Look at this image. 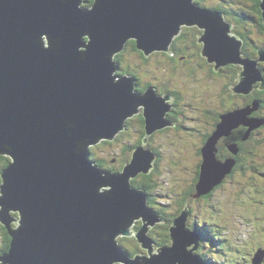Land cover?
<instances>
[{"label": "water", "instance_id": "obj_1", "mask_svg": "<svg viewBox=\"0 0 264 264\" xmlns=\"http://www.w3.org/2000/svg\"><path fill=\"white\" fill-rule=\"evenodd\" d=\"M84 1L0 0V155L11 159L0 172V223L11 236L0 264H204L187 208L172 220L170 245L152 251L148 230L162 219L131 179L153 168L156 154L146 145L155 131L174 125L166 116L171 104L153 88L137 93L131 76H115L114 56L129 39L145 56L170 52L181 26L196 25L200 54L215 70L241 65L231 91L246 95L256 82L264 89L258 64L264 48L256 50L258 59L246 58L223 13L193 0H93L83 7ZM139 107L141 143L120 172L101 169L89 159V146L114 139ZM258 108L254 99L220 114L201 147L194 197L231 173L239 147L227 144L232 156L219 159L217 143L239 126L246 140L264 123L250 116ZM131 235L147 255L132 256L116 241ZM263 261L258 248L251 264Z\"/></svg>", "mask_w": 264, "mask_h": 264}, {"label": "rangeland", "instance_id": "obj_2", "mask_svg": "<svg viewBox=\"0 0 264 264\" xmlns=\"http://www.w3.org/2000/svg\"><path fill=\"white\" fill-rule=\"evenodd\" d=\"M201 3L206 6H221L237 12L231 14L228 19L232 23V33L245 34L246 37L242 39L243 41L247 40V51L251 55L257 54V49L264 48V31H260L257 23L251 18L252 1L201 0ZM255 47L258 48L255 49ZM125 56L133 59L130 53H126ZM246 58L249 59V56ZM251 59H258V54ZM189 61L195 62L196 60L190 59ZM263 62H258V64ZM184 65L187 66V64L178 66L183 67ZM234 65L241 67L239 64ZM157 68L160 66L158 65ZM134 69L137 70V74L141 78L162 76L166 73L165 69H161L160 72L156 68L146 70L140 66H136ZM116 71L120 75L121 70L117 68ZM205 72L206 69L203 66L189 74L174 71L170 74V78L173 81V87L184 86L186 90L181 93L193 98L195 102H199L203 98L205 103L217 106L216 93L225 99L222 108L231 107V104L239 102L237 98L231 100L227 98V87L230 82L227 77L219 78L220 87L215 89L211 78L206 77ZM262 73L264 75V71ZM114 75L116 76V74ZM180 81L183 83H179ZM209 98L211 99L207 101ZM228 101L232 103L228 104ZM186 102L188 101L186 100ZM181 108L182 111L178 117L183 121V126L189 127L190 131L169 127L151 138L146 145L156 152L154 168L150 174L153 185L149 190L151 196L148 203L152 209L162 210L169 219V221H163L164 224L161 226L155 228L152 226L153 229L150 231H164L165 228L168 231L171 225V216H175L177 210L181 208L177 203V200L180 199L177 194L182 193L186 184L191 181L192 164L198 157L196 149L199 148L201 140L199 131L195 130L198 127L195 112L185 109L183 103ZM262 114L264 115V108ZM135 125L136 119L134 118L132 123L130 121V127L119 133L120 136H116L111 141H100L90 145V157L102 159L106 170H111L110 168H113L112 172L121 170L123 164L130 159L136 144ZM124 146H128V148L123 149ZM241 156L244 157V165L237 168L234 175L208 201L199 202L187 221L188 227L199 226L201 231H207L205 235L212 237L210 239L209 236L204 235L203 238L210 240L200 241V247L196 251L205 255L209 264H250V258L256 248H264V128L255 132L245 143ZM7 157V155H0V170L3 159ZM112 160L114 161L112 162ZM134 180L139 182L141 179L137 176ZM107 189L109 187H101L102 191ZM190 207L193 209V205ZM211 207L213 208L211 209ZM138 220L136 219L135 224L131 226L132 232L137 231V225L140 223ZM194 223L199 225L195 224L191 227ZM0 226L6 230L1 223ZM14 227L16 225L12 222V228ZM122 242V248L126 251H134L133 245L136 244L138 254H147V250L140 246L134 235L124 237ZM167 243H170L169 239ZM156 249L157 247H153L152 251L155 252Z\"/></svg>", "mask_w": 264, "mask_h": 264}, {"label": "flooded vegetation", "instance_id": "obj_3", "mask_svg": "<svg viewBox=\"0 0 264 264\" xmlns=\"http://www.w3.org/2000/svg\"><path fill=\"white\" fill-rule=\"evenodd\" d=\"M194 1H196L198 3L201 2V0H194ZM83 4H84V6H83ZM91 5H92V1H90V0H85L81 4V6H83V7H91ZM211 8H216L218 10L220 9L221 11H223L225 13V16H226V13L227 14L230 13V11L224 9L221 6H212ZM227 17L228 16H226V18ZM201 33H202V30L195 25L183 26L181 28L180 33L177 34L173 38L172 42L170 43V45H169V51L170 52L158 51V52H153L148 56H145L143 54V52L136 49L135 44L129 40L126 43V45L124 46V48L122 49V51H120L117 54L118 57H117L116 63L118 65L119 70H121L120 75H128L134 79V86H135V90L137 93H143L147 88H153L157 95L169 97V101L171 103V111L168 113L167 118L174 123V125H175L174 127H176V120H174L172 114H176V111H174V108L177 105L178 100L180 99V94L177 93V90L180 88L173 87V81L170 78L171 73H173L174 71H177V72H181L182 74H184V73L189 74V73L194 72L196 68H202L204 66L206 69V72H205L206 77L211 78L214 88L217 89L220 87L219 78L227 77V80L229 81V73L227 71L228 69H230V68L236 69L237 71L234 73H236L237 76H238V72L240 71L239 69H241V67H239L238 65L230 64V65L221 66L217 70H215L214 64L209 63L206 60V58L200 54L202 44L198 42V38H199V35ZM126 53H130V55L133 57V59L127 58L125 56ZM256 55L257 54L254 53L253 55H251L249 57L251 58V57H254ZM190 59H195L196 61L191 62V61H189ZM179 64H187V66L184 65L183 67H179L178 66ZM158 65L160 66V68H157ZM136 66L144 67L146 70H151L152 68H156L159 70V72L161 69H165L166 73L162 76H156L155 75L153 77L141 78L137 74V70L134 69V67H136ZM259 67L261 68L262 71H264V62L262 64L259 63ZM117 75H119V74L117 73ZM237 76H235L233 78V80H234L233 84H231V85L228 84L227 89L229 91H231V87L236 83L235 79L237 81ZM179 83H183V81H180ZM259 85H260L259 82L254 84L253 90L249 94H246V95L233 93L231 91L232 93L228 97L232 98V99L233 98H239V102L231 104L232 106L229 108V110H233V109H236L239 107H243V106L249 104L253 99H258L260 101V108L257 112L256 111L252 112L250 114V116L251 117L258 116V117L264 118V115L262 114V111L264 108L263 107L264 89H259ZM181 96H182V94H181ZM216 96L218 97L219 101L220 100L224 101V98L221 97L219 94L216 93ZM182 102H184V100H182L181 103ZM204 102L205 101L202 98L201 101L195 102V103L196 104H199V103L203 104ZM206 110H208V109L205 108L204 111H206ZM226 111H228V110H226ZM219 115H220V111L214 109L213 111H210L208 118H206L205 120L203 119L202 129L204 130V132L202 133L201 145L199 146V148L196 151V154L199 155L198 156L199 160L197 162V164H198L197 168H199L201 161H202L201 147L205 143L206 138L215 129V126H216L217 122L219 121ZM134 118L136 119V124L139 126L138 129L136 128L134 130V132L136 134V142H137L138 137L140 135L144 134V130L141 132V124L143 121L142 120L143 117H142V108L141 107L138 108V112L133 117H131L130 119L132 120ZM128 128H125V130ZM168 128L169 127H166L164 129H161V130L154 132L150 136V139L155 137V135H157L158 133H161L162 131L167 130ZM263 128H264V124L256 130H260ZM244 129L245 128L243 126H239L237 129H235L231 133L230 136L222 137L219 139V141L217 143V148H218L217 156L219 159H224V158L229 156L228 150L226 149V145L229 143H233L235 136L237 137L236 134L240 133ZM117 136H120V134H118ZM125 147L126 146H124L123 149ZM239 149H240L239 152H241L242 148L239 147ZM238 156H240V155H238ZM113 161L114 160H112V162ZM198 172H199V170H196L195 179H197ZM232 175H233V173L231 175H227L224 178V181L228 180ZM138 176L141 179L140 182L145 181L146 185L148 184L149 180L151 179V176L144 177L143 174H140ZM147 195H148V198L151 196L149 193H147ZM155 211L158 213V215L162 219V222L154 225L153 228L158 227L161 224H164L163 221H169V219L166 217L165 213L162 210L157 209ZM173 217L174 216H172L171 221H172ZM139 224L140 223H138V225ZM138 225H137V227H139ZM168 234H169V232L167 231L166 228L164 231H153V233H150V231H149V236L153 240L154 247L166 246L165 244L168 242V239H169ZM156 236H158L160 238H157ZM123 238H124V236L117 237V242L121 246L123 245V242H122ZM133 247H134L133 250H135L136 244H135V246L133 245Z\"/></svg>", "mask_w": 264, "mask_h": 264}, {"label": "trees", "instance_id": "obj_4", "mask_svg": "<svg viewBox=\"0 0 264 264\" xmlns=\"http://www.w3.org/2000/svg\"><path fill=\"white\" fill-rule=\"evenodd\" d=\"M90 1H92V3H93V0H90ZM250 1H252L253 3H251V18L253 19V21L255 22V23H257V25H258V27H259V30L260 31H264V24H263V21H262V16H261V10H260V7H259V3H260V1L259 0H250ZM199 4V3H198ZM214 9H216V8H214ZM220 10V9H219ZM226 16H228V14L226 13ZM229 17V16H228ZM238 34V33H237ZM238 36L239 37H241V38H245L246 36H245V34L243 33V35H239L238 34ZM244 36V37H243ZM130 41H132L134 44H135V41L134 40H130ZM247 40L246 39H244V41H243V44H242V47H241V49H242V51H243V54L244 55H246V56H251V54L247 51ZM258 47H255V49H257ZM117 55L115 56V60H116V62H117ZM228 65H230V64H228ZM240 70V69H239ZM228 71V73H229V84L231 85V84H233L234 83V80H233V78L235 77V76H237L236 75V73H234V72H236L237 70L236 69H233V68H230V69H228L227 70ZM235 82H236V79H235ZM176 88H178L177 86H175ZM184 90H186L185 89V87L183 86V87H181L180 89H178L177 90V93H179L180 94V99L178 100V102H177V105L175 106V108H174V111H176V114H172V116H173V118H174V120H176V130L178 129H185L187 132L188 131H190V128L189 127H184L183 126V124H182V122L183 121H181V119H179V117H178V115L179 114H181V104L183 103L184 104V107H186L185 109H187L188 111H193V112H195V117H196V121H197V125H198V127H197V129H195V130H197V131H199V134H200V140H202V133L204 132V130L202 129V127H203V119L205 120L206 118H208V115H209V113H210V111H213L214 109H216V110H219L220 111V114L221 113H225V111L226 110H228V111H230L229 110V108H230V106H225V107H223L222 108V105H224L225 104V99H224V101H222V100H220L219 101V99H218V102L216 103V105L217 106H212L211 104H209V103H203V104H201V103H199V104H196L195 103V101H194V99H192V98H190V97H188V95H185V94H182L181 92H184ZM232 92L231 91H229L228 90V93H227V98L228 99H232V98H229L228 96L231 94ZM181 94H182V96H181ZM207 97H209V96H207ZM211 98H209V99H207V101L208 100H210ZM233 99H235V98H233ZM237 99H239V98H237ZM182 100H184V102H182L181 103V101ZM186 100L188 101V102H186ZM186 103H187V105H186ZM228 104H231L232 102H227ZM180 106V107H179ZM208 109V110H206V111H204V109ZM213 109V110H212ZM228 111H226V112H228ZM168 115V113L166 114V116ZM220 116V115H219ZM143 120V119H142ZM130 121H131V123H132V120L131 119H127L126 121H125V128H128V127H130ZM135 127L138 129L139 128V126L136 124L135 125ZM125 128L123 129V130H121L120 132H122V131H124L125 130ZM144 128V122L142 121V124H141V132L144 130L143 129ZM238 128V127H237ZM237 128H235V129H237ZM245 129L244 130H242L240 133H238V134H236L237 135V137L235 136V139H234V143H236L237 145H238V147H241L242 148V151H243V149H244V145H245V143L251 138V136L255 133V132H257L258 130H253L251 133H250V135H249V137L246 139V140H241V136L242 135H244V133H245V130H246V127H244ZM235 129H233L232 130V132L235 130ZM119 132V133H120ZM145 132V131H144ZM138 141L136 142V144L134 145V146H136V145H139L140 143H141V140H142V135H140L139 137H138V139H137ZM201 145V144H200ZM198 149V148H197ZM197 149H196V151H197ZM226 149H227V147H226ZM228 150V149H227ZM239 151H240V149H239ZM242 151L241 152H239L238 154H237V156L235 157V159H236V162H235V165H234V167H233V169H232V171H231V173L229 174V175H231L232 173H233V175H234V173H235V171L237 170V168H240L242 165H244V162H243V159H244V157L243 156H241V154H242ZM218 153V152H217ZM228 153H229V156H232L231 154H230V152L228 151ZM197 156H199L198 154H196ZM238 155H240V156H238ZM89 159L92 161V162H94V164H96V165H98V166H100L101 167V169H104V163H103V160L102 159H99V158H97V159H94V158H91L90 157V153H89ZM11 160V159H10ZM198 160H199V157H196L195 158V161H194V163L192 164V167H193V169H192V178H191V181L190 182H188L187 184H186V188H185V190H183V192L181 193H178L177 195H178V197H180V199H178L177 200V203H178V206L180 205V207L181 208H179L178 210H177V213H179L182 209H184V208H187L188 209V212H189V215H190V213H192L193 212V210H194V207L195 206H197L198 205V203L199 202H206V201H208L213 195H214V193L217 191V190H219L223 185H224V183L227 181H224V179H223V181L220 183V184H218V186H216V187H214L211 191H209L208 193H206V194H202V195H200V196H198V197H194V194L196 193V188H195V185H196V182H197V180H198V175H199V172H198V175H197V179H195V175H196V170H199L200 171V166H199V168H197L198 167V164H197V162H198ZM8 161H9V158L7 157V158H4L3 159V165H2V168H1V170L4 168V167H6V165H8ZM1 170H0V172H1ZM151 174V173H150ZM150 174H148V175H144V177H148V176H151ZM232 175V176H233ZM231 176V177H232ZM230 177V178H231ZM152 177H151V179L149 180V182H148V184L146 185L145 184V181L144 182H139V183H136L135 182V180H132V185L134 186V187H142V188H144L145 190H146V192L147 193H149L150 195H151V193H150V188L152 187ZM190 205H193V209H191V207H190ZM213 207H211V209H212ZM171 216V215H170ZM172 217V216H171ZM189 218V217H188ZM188 221V220H187ZM196 223H194L193 225H191V227L192 226H194ZM197 226L199 225V224H196ZM159 226H161V225H159ZM187 226H188V224H187ZM190 228V227H189ZM151 229H153V228H151ZM192 229H196L200 234H201V238H200V240H201V242H203V241H206V240H210L212 237H210L209 235H205V234H207V231H201V228L198 226V227H192ZM156 231V230H155ZM151 232H153V231H150V233ZM0 235H1V240H0V242H1V244H0V253H2V252H5V251H7L8 249H9V247H10V239H11V236H9V234H8V232H7V230H5L3 227H1L0 226ZM204 235L206 236V237H210V239H205V238H203L204 237ZM168 237H169V234H168ZM169 241H170V239H169ZM170 244V243H169ZM168 243L167 244H165V245H169ZM259 248V247H258ZM258 248H256V250L258 249ZM255 250V251H256ZM254 251V252H255ZM132 256L133 255H135L136 253L138 254V250L137 249H135L134 251H132V250H129L128 251ZM198 255L203 259V263L204 264H206V257H205V255H202V254H199L198 253ZM207 264H209V262H208V260H207Z\"/></svg>", "mask_w": 264, "mask_h": 264}, {"label": "clouds", "instance_id": "obj_5", "mask_svg": "<svg viewBox=\"0 0 264 264\" xmlns=\"http://www.w3.org/2000/svg\"><path fill=\"white\" fill-rule=\"evenodd\" d=\"M193 2H195L196 4H198V2H196V1H193ZM198 5H199V6H202V7H207V8H211V7H212V6H206V5L202 4L201 2H199ZM223 8H224V7H223ZM211 9H214V8H211ZM224 9H225V8H224ZM215 10H218V9H215ZM226 10H227V9H226ZM218 11H221V10H218ZM228 11H230V10H228ZM221 12L223 13V16H224L225 21L230 22V21H228L229 17L226 18L225 13H224L223 11H221ZM235 13H237V12H235V11H230V13L228 14V16H230L231 14H235ZM182 27H183V26H181V28H182ZM180 31H181V29H180ZM179 33H180V32H179ZM179 33H178V34H179ZM175 36H176V35H175ZM175 36H174V37H175ZM174 37H173V38H174ZM240 38H241V37H240ZM129 40H133V39H129ZM129 40H128V41H129ZM172 40H173V39H172ZM242 40H243V39H242ZM128 41H127V42H128ZM127 42H126V43H127ZM171 42H172V41H171ZM126 43H125V45H126ZM125 45H124V46H125ZM123 48H124V47H123ZM135 48H136V46H135ZM136 49H137V48H136ZM121 51H122V50H121ZM154 52H158V51H154ZM164 52H165V51H164ZM152 53H153V52H152ZM117 54H118V53H117ZM117 54H116V55H117ZM116 55H115V56H116ZM149 55H150V54H149ZM243 55H244V54H243ZM115 56H114V60H115ZM115 62H116V60H115ZM116 72H117V71H116ZM115 74H116V76H120V75H117V73H115ZM258 101H259V100H258ZM259 102H260V101H259ZM168 113H169V112H168ZM261 118H263V117H261ZM263 119H264V118H263ZM263 124H264V123H263ZM165 128H166V127H165ZM259 128H260V127H259ZM257 129H258V128H257ZM155 132H156V131H155ZM124 149H125V148H124ZM132 152H133V151H132ZM132 152H131V154H132ZM228 157H229V156H228ZM8 158H9V157H8ZM130 158H131V156H130ZM224 159H225V158H224ZM129 160H130V159H129ZM129 160H128V161H129ZM9 161H10V158H9ZM9 161H8V162H9ZM128 161H127V162H128ZM127 162H126V163H127ZM124 164H125V163H124ZM124 164H123V166H124ZM123 166H122V167H123ZM99 167H100V166H99ZM100 168H101V167H100ZM110 169L113 170L112 168H110ZM103 170H106V169H103ZM111 170H110V171H111ZM121 170H122V168H121ZM121 170L114 171V172H120ZM150 173H151V171H150ZM150 173H148V174H150ZM148 174H143V175H148ZM138 175H140V174H138ZM138 175H137V176H138ZM137 176H136V177H137ZM138 177H139V176H138ZM134 178H135V177H134ZM134 178L131 179V185H132V180H134ZM140 181H141V180H140ZM140 181H139V182H140ZM135 182H136V181H135ZM139 182H136V183H139ZM132 187H134V186L132 185ZM134 188H141V189H144V188H142V187H134ZM144 190H145V189H144ZM145 192H146V190H145ZM146 194H147V192H146ZM148 199H149V198H148V195H147V204H148V206H149ZM149 207H150V206H149ZM150 208H151V207H150ZM151 209H152V208H151ZM152 210H154V209H152ZM154 211H155V210H154ZM155 212H156V211H155ZM156 213H157V212H156ZM179 213H180V212H179ZM179 213H176L175 216H177ZM157 214H158V213H157ZM175 216H174V217H175ZM159 217H160V216H159ZM174 217H173V218H174ZM172 220H173V219H172ZM138 221H140V224H139L138 226H141V225H142L141 218H139ZM158 223H161V222H157L156 224H158ZM171 223H172V221H171ZM134 224H135V222H134ZM134 224H133V225H134ZM151 227H152V226H151ZM151 227H149L148 235H149V231H150ZM153 227H154V226H153ZM169 227H170V226H169ZM187 227H188V226H187ZM188 228H189V227H188ZM168 232H169V229H168ZM118 237H119V236H118ZM124 237H128V236H124ZM149 237H150V236H149ZM150 238H151V237H150ZM151 239H152V238H151ZM116 241H117V238H116ZM200 241H201V240H200ZM200 241H199V242H200ZM118 244H119V243H118ZM153 244H154V243H153ZM119 245H120V244H119ZM169 245H170V244H169ZM120 246H121V245H120ZM166 246H168V245H166ZM121 247H122V246H121ZM199 247H200V245H199ZM124 250H125V249H124ZM197 250H198V249H197ZM255 252H256V251H255ZM2 253H4V252H2ZM2 253H0V254H2ZM197 254H198V253H197ZM211 260H213V259H211ZM213 261H214V260H213ZM208 262H209V260H208ZM263 262H264V261H263ZM263 262H262V263H263ZM262 263H261V264H262ZM116 264H117V263H116ZM206 264H207V259H206ZM250 264H251V263H250Z\"/></svg>", "mask_w": 264, "mask_h": 264}, {"label": "bare ground", "instance_id": "obj_6", "mask_svg": "<svg viewBox=\"0 0 264 264\" xmlns=\"http://www.w3.org/2000/svg\"><path fill=\"white\" fill-rule=\"evenodd\" d=\"M153 226H154V225H153ZM140 227H141V226H139V227L137 228V230H139ZM135 238H136V237H135ZM136 240H137V239H136ZM137 242H138V240H137ZM138 243H139V242H138ZM210 243H211V242H210ZM139 244H140V243H139ZM140 246H141V245H140ZM153 247H154V244H153ZM158 247H160V246H158ZM158 247H157V248H158ZM136 254H137V253H136ZM140 255H147V254H140Z\"/></svg>", "mask_w": 264, "mask_h": 264}]
</instances>
